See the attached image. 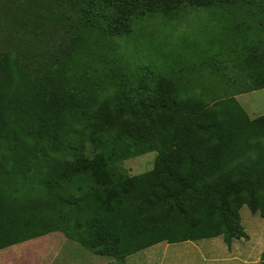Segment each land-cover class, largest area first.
<instances>
[{
  "label": "trees",
  "instance_id": "16d2710c",
  "mask_svg": "<svg viewBox=\"0 0 264 264\" xmlns=\"http://www.w3.org/2000/svg\"><path fill=\"white\" fill-rule=\"evenodd\" d=\"M187 9L219 30L198 65L121 63L116 40ZM202 69L211 87L192 82ZM233 89H264V0H0V251L59 232L125 264L246 238L241 209L264 216V115ZM148 153L151 171L121 167Z\"/></svg>",
  "mask_w": 264,
  "mask_h": 264
},
{
  "label": "rangeland",
  "instance_id": "374dc122",
  "mask_svg": "<svg viewBox=\"0 0 264 264\" xmlns=\"http://www.w3.org/2000/svg\"><path fill=\"white\" fill-rule=\"evenodd\" d=\"M209 20V12L193 9H187L179 19L169 23L159 17L147 19L135 26L134 40H116V56H119L122 64H129L132 70L149 67L164 74L165 69L172 65L175 68H181L185 64L198 65L200 56L193 55L192 52L199 47L205 48L210 36L218 37L219 30ZM235 23L241 24V21ZM211 53L214 54L212 50ZM180 54L182 60L177 57ZM201 73L203 76L194 72L192 82L199 85L207 82L206 85L209 86V81H206L208 72L202 69ZM225 88L226 85L222 82L221 88H214V92H221L222 95ZM229 93L235 95L251 119L264 115V89L243 94L236 93L233 89ZM155 156V153H148L131 158L123 162L121 167L131 176L143 174L153 169ZM241 218L247 237L234 240L230 248L222 237L176 244L164 242L129 256L125 264H259L264 253V216L259 212L253 213L244 206ZM0 264L121 263L114 258L99 257L56 232L1 250Z\"/></svg>",
  "mask_w": 264,
  "mask_h": 264
},
{
  "label": "crops",
  "instance_id": "0c3cea01",
  "mask_svg": "<svg viewBox=\"0 0 264 264\" xmlns=\"http://www.w3.org/2000/svg\"><path fill=\"white\" fill-rule=\"evenodd\" d=\"M244 261V260H243ZM240 262H242V261H240ZM243 263V262H242ZM246 263V262H245Z\"/></svg>",
  "mask_w": 264,
  "mask_h": 264
}]
</instances>
